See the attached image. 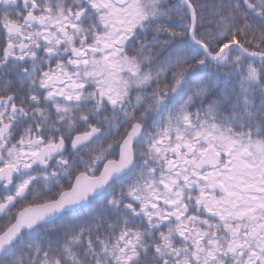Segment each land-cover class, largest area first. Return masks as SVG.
<instances>
[{
  "label": "snow or ice",
  "instance_id": "1",
  "mask_svg": "<svg viewBox=\"0 0 264 264\" xmlns=\"http://www.w3.org/2000/svg\"><path fill=\"white\" fill-rule=\"evenodd\" d=\"M0 264H264V0H0Z\"/></svg>",
  "mask_w": 264,
  "mask_h": 264
}]
</instances>
